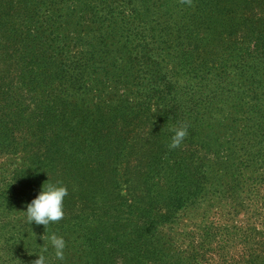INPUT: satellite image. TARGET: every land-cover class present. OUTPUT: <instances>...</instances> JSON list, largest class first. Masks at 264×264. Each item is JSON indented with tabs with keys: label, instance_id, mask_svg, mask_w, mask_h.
<instances>
[{
	"label": "trees",
	"instance_id": "16d2710c",
	"mask_svg": "<svg viewBox=\"0 0 264 264\" xmlns=\"http://www.w3.org/2000/svg\"><path fill=\"white\" fill-rule=\"evenodd\" d=\"M55 183L64 218L30 224ZM52 235L73 264H264V0H0V264Z\"/></svg>",
	"mask_w": 264,
	"mask_h": 264
},
{
	"label": "clouds",
	"instance_id": "9594fccd",
	"mask_svg": "<svg viewBox=\"0 0 264 264\" xmlns=\"http://www.w3.org/2000/svg\"><path fill=\"white\" fill-rule=\"evenodd\" d=\"M187 129L175 130V134L170 144L171 148H177L187 136ZM68 195L67 186L55 183L47 186L43 185V190L31 202L27 204L25 213L27 221L32 224H43L46 227L53 222L64 218V200ZM51 246L55 249V255L58 260H64V250L66 241L62 236L52 235L50 237ZM37 264H44V258L39 256Z\"/></svg>",
	"mask_w": 264,
	"mask_h": 264
},
{
	"label": "rangeland",
	"instance_id": "374dc122",
	"mask_svg": "<svg viewBox=\"0 0 264 264\" xmlns=\"http://www.w3.org/2000/svg\"><path fill=\"white\" fill-rule=\"evenodd\" d=\"M13 159H14V162L15 163H20L21 162V156H19V155H16V156H13ZM7 164H9V163H7ZM11 170V167H8L7 166V169H6V171L5 172H8V171H10ZM199 217H194V218H190V220H199L198 219ZM186 220H189V219H186ZM44 254V253H43ZM40 255V254H38L37 256H41V257H43L44 258V263L45 264H73L74 262L73 261H71V256L69 257V259H67L65 256H64V260L63 261H61V260H58L57 259V257H56V255H53V258H51V257H49V256H47V255ZM55 256V257H54ZM45 258H49L50 259V261H48L49 259H45Z\"/></svg>",
	"mask_w": 264,
	"mask_h": 264
}]
</instances>
